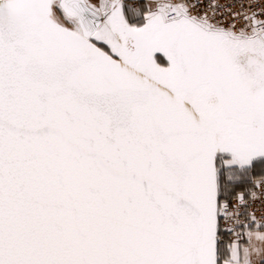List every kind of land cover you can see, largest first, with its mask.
<instances>
[{"label": "snow or ice", "instance_id": "6c2138e0", "mask_svg": "<svg viewBox=\"0 0 264 264\" xmlns=\"http://www.w3.org/2000/svg\"><path fill=\"white\" fill-rule=\"evenodd\" d=\"M0 264H264V0H0Z\"/></svg>", "mask_w": 264, "mask_h": 264}, {"label": "built area", "instance_id": "2783aa9c", "mask_svg": "<svg viewBox=\"0 0 264 264\" xmlns=\"http://www.w3.org/2000/svg\"><path fill=\"white\" fill-rule=\"evenodd\" d=\"M224 2H227V0H224Z\"/></svg>", "mask_w": 264, "mask_h": 264}]
</instances>
